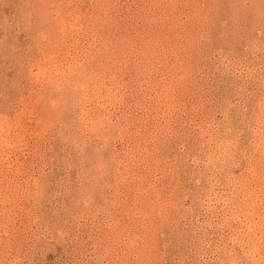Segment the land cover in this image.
<instances>
[{
    "label": "rangeland",
    "instance_id": "1",
    "mask_svg": "<svg viewBox=\"0 0 264 264\" xmlns=\"http://www.w3.org/2000/svg\"><path fill=\"white\" fill-rule=\"evenodd\" d=\"M0 264H264V0H0Z\"/></svg>",
    "mask_w": 264,
    "mask_h": 264
}]
</instances>
